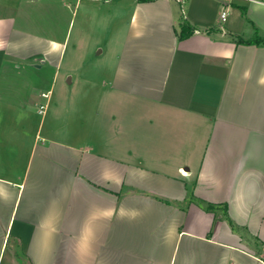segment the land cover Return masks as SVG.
Here are the masks:
<instances>
[{
	"label": "crops",
	"instance_id": "0c3cea01",
	"mask_svg": "<svg viewBox=\"0 0 264 264\" xmlns=\"http://www.w3.org/2000/svg\"><path fill=\"white\" fill-rule=\"evenodd\" d=\"M255 35L264 0H0V264H264Z\"/></svg>",
	"mask_w": 264,
	"mask_h": 264
},
{
	"label": "trees",
	"instance_id": "16d2710c",
	"mask_svg": "<svg viewBox=\"0 0 264 264\" xmlns=\"http://www.w3.org/2000/svg\"><path fill=\"white\" fill-rule=\"evenodd\" d=\"M194 30V27L189 24V22L184 18L183 15L180 17V31H179V38L183 39L185 37H188ZM236 41L238 43L243 44H255V45H262L264 44V37H261L259 35H255L253 38L243 40L242 38H237ZM211 208L210 205L206 206V209Z\"/></svg>",
	"mask_w": 264,
	"mask_h": 264
},
{
	"label": "built area",
	"instance_id": "2783aa9c",
	"mask_svg": "<svg viewBox=\"0 0 264 264\" xmlns=\"http://www.w3.org/2000/svg\"><path fill=\"white\" fill-rule=\"evenodd\" d=\"M176 1L180 4V7L183 9V4L186 2V0H176ZM225 15H226V12L223 11L221 13V18L223 19L225 17ZM42 96L43 97H47V94L44 93V94H42ZM45 108H46L45 104H40L38 106V110H39L40 113H43L45 111Z\"/></svg>",
	"mask_w": 264,
	"mask_h": 264
}]
</instances>
